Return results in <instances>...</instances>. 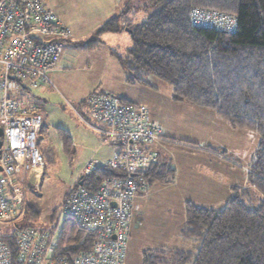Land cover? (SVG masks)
Listing matches in <instances>:
<instances>
[{"label": "trees", "instance_id": "1", "mask_svg": "<svg viewBox=\"0 0 264 264\" xmlns=\"http://www.w3.org/2000/svg\"><path fill=\"white\" fill-rule=\"evenodd\" d=\"M147 1L154 10L141 18L137 0H122L121 10L95 32V36L120 31L129 35L125 57L117 56L127 82L150 86L147 78H158L171 87L175 100L214 110L232 128L256 132L259 141L243 168L247 186L235 188L222 207L185 202V223L178 238L187 247L145 249L141 264H264V0ZM196 8L232 15L236 30L192 24L191 11ZM44 130L45 124L39 133ZM56 134L69 151L68 132L58 128ZM119 172L96 163L80 182L94 188ZM142 173L149 185H166L174 179V170L162 159ZM34 189L33 184L27 186L21 226H34L33 220L40 215ZM15 227L0 226V238L13 250ZM60 231L58 249L69 253L88 249L94 238L69 218ZM191 245L195 248L189 249Z\"/></svg>", "mask_w": 264, "mask_h": 264}, {"label": "built area", "instance_id": "2", "mask_svg": "<svg viewBox=\"0 0 264 264\" xmlns=\"http://www.w3.org/2000/svg\"><path fill=\"white\" fill-rule=\"evenodd\" d=\"M192 24L234 32L232 15L193 9ZM69 30L43 0H0V222L16 225L15 250L0 238V264H125L128 220L133 199L149 188L142 170L157 161L146 145L170 141L149 119L144 105L122 102L107 92H92L83 102L90 119L76 108L80 121L113 148L106 165L120 170L94 188L80 180L96 163L88 161L62 202L70 222L93 234L91 246L74 253L58 249L61 231L21 226L28 177L34 178V195L44 158L39 132L44 117L38 107H27L13 94L42 85L52 86L49 72L60 60L61 41ZM64 249V247H62Z\"/></svg>", "mask_w": 264, "mask_h": 264}, {"label": "rangeland", "instance_id": "3", "mask_svg": "<svg viewBox=\"0 0 264 264\" xmlns=\"http://www.w3.org/2000/svg\"><path fill=\"white\" fill-rule=\"evenodd\" d=\"M137 2L140 4L139 17L154 10V6L147 0ZM72 23L77 35L61 41L62 54L57 65V71L60 72L56 78L49 75L52 89L40 92L39 88H36L29 91L35 96L45 124L40 141L46 164L40 182L38 180L39 194L35 195L40 215L33 220V224L39 228L56 227L57 231L62 229L64 221L68 219L62 211L63 198L84 164L94 159L92 156L101 143V138L98 136L100 140L97 139L96 133L85 127L70 105L90 121L82 104L88 94L114 91L115 93L109 94L112 93L116 97L121 93L133 95L134 104L144 105L157 113H160L156 109L157 106L166 112L174 109L171 100L168 99V95L172 93L171 87L160 82L163 87L157 88L160 81L158 78L149 76L147 81L155 83V89L145 85L147 87L144 86L139 93L138 85L126 82L122 76L118 79L120 64L117 56L125 57L127 47L130 45L128 34L120 31L95 36L98 27L90 29L91 23L77 20ZM58 128L66 130L71 138L72 147L69 151L64 149L62 140L56 134ZM248 142L243 144L249 147ZM102 145L104 146L100 152L110 147L107 144ZM110 149L107 152L112 156V148ZM148 189L149 193L136 203L139 221L131 225L133 227L129 231L125 264H141L143 251L161 244L184 249L188 245L174 237L184 218L182 209L184 205L182 206L180 199L172 196L174 191H171L169 186L158 182L149 185ZM196 200L200 206L213 202L211 199ZM226 200L224 203L220 200L213 204L223 206ZM5 224L0 222V226ZM191 248L195 247L191 245L189 249Z\"/></svg>", "mask_w": 264, "mask_h": 264}, {"label": "crops", "instance_id": "4", "mask_svg": "<svg viewBox=\"0 0 264 264\" xmlns=\"http://www.w3.org/2000/svg\"><path fill=\"white\" fill-rule=\"evenodd\" d=\"M43 2L69 30L70 38L77 35L72 21L77 20L91 23L93 26L90 25V29H95L109 17L119 12L123 4L122 0H43ZM124 32L126 33V31ZM57 70L56 67L53 71L49 72V75L56 78L60 72V70ZM121 76L127 82L125 70L120 64L117 73L118 79ZM160 82L158 81L157 88L163 87ZM136 85H138V93L145 86L142 84ZM51 87L42 85L38 88L40 92H44L48 88L52 89ZM150 87H154L155 89V83H150ZM110 92L115 93L114 91ZM13 96L21 100L25 106H36L40 110L35 96L29 91L25 90L13 94ZM118 98L130 103L135 102L133 95L125 93L119 94ZM168 99L171 100L174 107L170 112L163 111L161 105L160 108L162 110L158 106L156 107L160 113L147 109L149 119L160 127L162 135L170 141L151 143L145 147L146 150L156 154L157 160L162 159L168 162L174 170L173 181L165 186H169L172 189L171 191H174L172 196L179 198L182 206L187 201L198 204L199 202L196 199H211L213 202L221 200L223 203L227 199V202L234 195L235 188L247 186V175L243 168L248 166L256 150L259 141L258 134L250 130L232 128L216 111L202 108L186 101L175 100L172 93L168 95ZM95 136L99 139L97 134ZM38 140L39 147H42L40 134ZM247 142L249 143V147L243 144ZM102 143L101 140L100 145L95 150L96 153L92 156L94 159L88 161L105 164L111 157V153L109 156L107 150L109 151L112 146L110 145L109 147V144H107L109 149H104L100 152L101 147L104 146ZM240 165L242 167H239ZM79 173L76 175L77 177ZM28 179L29 181L24 186L25 191L27 186L32 185L34 182L32 175ZM40 180L41 176L39 182ZM148 190L138 194L133 199L131 216L128 220V237L130 228L133 227L131 225L136 224L137 220L139 221V213L136 212L138 205L136 203L149 193ZM213 202L202 205L207 207H222L219 206L221 204L215 205ZM182 209L184 213V207ZM184 223L185 216L179 224L176 234H174L176 240H179L178 233Z\"/></svg>", "mask_w": 264, "mask_h": 264}, {"label": "water", "instance_id": "5", "mask_svg": "<svg viewBox=\"0 0 264 264\" xmlns=\"http://www.w3.org/2000/svg\"><path fill=\"white\" fill-rule=\"evenodd\" d=\"M1 136H2V129L0 128V147L2 145ZM80 184H81V182H80Z\"/></svg>", "mask_w": 264, "mask_h": 264}]
</instances>
